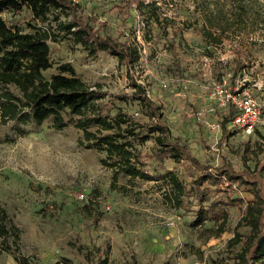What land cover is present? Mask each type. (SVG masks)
Here are the masks:
<instances>
[{
    "label": "rangeland",
    "instance_id": "rangeland-1",
    "mask_svg": "<svg viewBox=\"0 0 264 264\" xmlns=\"http://www.w3.org/2000/svg\"><path fill=\"white\" fill-rule=\"evenodd\" d=\"M77 1L91 23V16L106 21L102 34L129 38L138 44L141 56L133 65H121L108 51L90 54L82 44L66 38L50 42L54 66L46 76L57 72L58 64L70 62L85 81L101 84L110 94L108 99L114 93L130 94L131 81L136 80L161 105L174 138L202 163L216 166L225 159L244 170L264 157L263 124L254 134L232 128L235 131L220 145V122L227 113L212 97L215 82H223L229 89L240 84L264 104V31L257 29L252 38L232 36L210 46L197 19L201 13L196 10V0H157L160 19L165 18L161 23L148 11L141 14L136 8L128 16L115 7L118 0ZM261 2L264 6V0ZM252 14L263 15L264 10L254 9ZM15 19L23 25L34 22L27 9ZM182 23L183 29L173 34L172 26ZM240 47L247 58L245 67L235 73V50ZM116 105L136 114L143 109L130 95ZM81 134L73 124L56 129L50 120L25 126L23 135L14 122L0 126V204L20 236L18 242L10 237L12 249L18 246L36 264H54L63 258L75 264H96L94 244L107 257V264H134V258L135 264H236L240 247L230 245L229 239L241 206L254 198L246 187L205 182L198 188L194 183L198 172L184 160L177 162L168 156L161 162L149 160L145 168L152 178L130 179L119 173L118 183L126 189L113 188L114 170L102 164L104 153L80 145ZM156 147L150 139L142 149L149 155ZM167 170H173L189 190L179 206L169 203L165 195L171 187L164 177ZM82 193L84 199L79 198ZM228 196L244 202L225 206L228 225L216 235L210 230L216 228L213 212ZM87 204L97 212L96 221ZM200 208L211 211L202 226H195ZM79 244L85 246L89 258L78 250ZM12 249H4L0 238V264L18 263Z\"/></svg>",
    "mask_w": 264,
    "mask_h": 264
},
{
    "label": "trees",
    "instance_id": "trees-1",
    "mask_svg": "<svg viewBox=\"0 0 264 264\" xmlns=\"http://www.w3.org/2000/svg\"><path fill=\"white\" fill-rule=\"evenodd\" d=\"M115 7L128 16L136 8L141 14L148 11L157 22L165 19H160L157 0H118ZM24 9L32 14L34 22L23 25L15 19V15ZM254 9L264 10L261 0H196V10L201 13L197 19L201 20L207 45H220L232 36L252 38V33L257 29L264 31V14L253 16ZM87 17L77 0H0V126L14 122L17 132L23 135L25 126L41 125L47 120L56 129L73 124L82 132L80 145L104 153L102 164L114 170L113 188L126 189V185L118 183L119 173L130 179L152 178L151 172L145 168L147 164L161 162L168 156L177 162L184 160L198 172L194 180L198 188L205 182H225L230 188L234 184L246 187L254 198L248 200L244 208L241 206L242 213L229 244L240 247L236 264H264V157L257 160L253 168L244 170L234 168L225 159L216 166L202 163L186 144L174 138L161 105L136 80L131 81L130 94H127L128 91L114 93L108 99L110 94L103 90L101 84L92 85L85 81L70 62L58 64L57 72L46 76L45 72L54 66L50 42L66 38L82 44L90 54L99 50L108 51L118 57L121 65L130 66L139 60L141 53L137 43L129 38L120 40L110 34H102L101 28L106 26V21L101 23L91 16V23ZM182 25L176 28L172 26L173 34L182 30ZM246 58L244 48L235 50V73L245 67ZM129 95L139 101L142 112L132 113L116 105L117 100H126ZM236 113L237 110L231 107L222 118L220 145L235 131L228 126V122ZM150 139L155 141L157 147L148 155L142 146ZM154 166V172L158 173ZM165 174L171 186L165 195L169 203L179 206L189 190L173 170H167ZM241 202H244L243 198L232 196L220 200V208L213 212L216 228L210 230L216 235L222 234L229 219L225 206ZM87 208L94 210L91 204H87ZM210 211V208H200L193 224L202 226ZM94 216L96 221L95 210ZM244 228H247L245 233ZM12 236L18 242L19 229L0 204V238L4 249H12L9 246ZM78 250L89 258L85 246L79 244ZM93 250L97 256L96 264H107L108 259L100 247L94 244ZM12 251L17 264H36L21 253L18 246ZM54 264L75 263L63 258Z\"/></svg>",
    "mask_w": 264,
    "mask_h": 264
},
{
    "label": "built area",
    "instance_id": "built-area-1",
    "mask_svg": "<svg viewBox=\"0 0 264 264\" xmlns=\"http://www.w3.org/2000/svg\"><path fill=\"white\" fill-rule=\"evenodd\" d=\"M212 97L224 113H227L231 107L237 110L236 115L228 122L230 128L254 134L260 124L264 126L262 118L264 104L259 102L250 90L242 88V85L236 84L234 88L229 89L225 83L215 82ZM79 198L84 199L85 195L79 194Z\"/></svg>",
    "mask_w": 264,
    "mask_h": 264
}]
</instances>
